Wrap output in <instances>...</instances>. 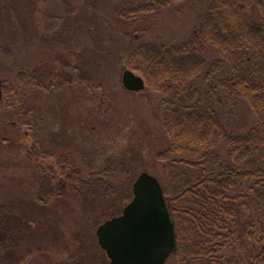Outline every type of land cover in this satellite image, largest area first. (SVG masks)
<instances>
[{
    "label": "rangeland",
    "instance_id": "374dc122",
    "mask_svg": "<svg viewBox=\"0 0 264 264\" xmlns=\"http://www.w3.org/2000/svg\"><path fill=\"white\" fill-rule=\"evenodd\" d=\"M146 1L0 0V80L14 82L20 70L34 74L38 83L30 85L24 109L41 119L37 141L29 139L28 147L21 115L0 108V264H110L88 223L118 215L132 194L121 201L103 197L101 187L79 195L64 189L63 160L83 175L124 163L119 168L132 167L135 176L147 171L164 179L155 160L167 145L158 95L125 90L122 61L138 41L173 44L187 38L207 4L180 0L153 13L124 15ZM252 18L260 19L256 9ZM204 57L208 64L216 59L215 49L208 47ZM222 77L218 69L203 86L214 87ZM212 103L235 133L254 123L242 99L215 90ZM30 149L37 153L29 155ZM260 204L248 202L251 219L264 220Z\"/></svg>",
    "mask_w": 264,
    "mask_h": 264
},
{
    "label": "trees",
    "instance_id": "16d2710c",
    "mask_svg": "<svg viewBox=\"0 0 264 264\" xmlns=\"http://www.w3.org/2000/svg\"><path fill=\"white\" fill-rule=\"evenodd\" d=\"M178 1L147 0L125 9L124 15L153 13ZM206 4L202 20L187 38L173 44L138 41L122 66L142 77L145 89L159 98L167 145L155 160L163 170L159 182L175 225L174 264H264V220L251 219L248 208L251 200L258 207L264 202V0ZM254 9L259 21L252 18ZM210 46L217 58L208 64L204 52ZM218 69L224 77L214 87L203 86ZM33 82L38 79L28 70L18 71L14 82L0 80V108L21 115L28 147L29 139L37 141L41 127L31 108L24 109ZM215 90L242 99L254 123L241 133L225 126L213 107ZM30 150L29 155L37 153ZM61 165L62 188L78 195L90 187H101L103 197L117 195L121 201L132 194L134 170L119 168L127 164L108 163L89 175L66 159ZM110 217H93L88 226L94 230Z\"/></svg>",
    "mask_w": 264,
    "mask_h": 264
},
{
    "label": "water",
    "instance_id": "95a60500",
    "mask_svg": "<svg viewBox=\"0 0 264 264\" xmlns=\"http://www.w3.org/2000/svg\"><path fill=\"white\" fill-rule=\"evenodd\" d=\"M121 84L128 91L145 87L143 78L127 68ZM95 234L111 264H164L176 249L175 225L158 179L139 172L132 198L119 215L100 223Z\"/></svg>",
    "mask_w": 264,
    "mask_h": 264
}]
</instances>
